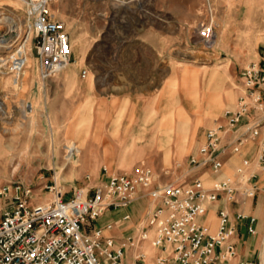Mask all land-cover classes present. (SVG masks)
<instances>
[{"label":"rangeland","instance_id":"rangeland-1","mask_svg":"<svg viewBox=\"0 0 264 264\" xmlns=\"http://www.w3.org/2000/svg\"><path fill=\"white\" fill-rule=\"evenodd\" d=\"M114 4H121L126 26L114 23L109 10ZM50 6L69 34L67 67L79 68L81 75L93 70L99 80L118 53L124 56L114 70L123 76L107 82L117 86L113 89L140 90L110 91L109 84L96 82L92 92L73 102L72 83L55 73L38 76L35 41L26 33L21 0H0V45H7L0 47V185L28 184L32 204L50 197L45 184L52 179L69 195L87 181L85 173L90 183L100 180L103 165L109 173L143 163L157 179L188 180L183 174L187 154L201 141L203 128L233 103L240 67L264 50V0H53ZM139 7L149 11L145 22L136 15ZM202 22L212 25L210 41L198 39ZM117 36L125 41L115 51ZM150 51L158 54L148 55L151 75L149 62L137 54ZM18 54L26 62L15 75L9 63ZM128 71L136 80L125 75ZM99 96L105 102L94 101ZM99 106L105 115L97 112ZM180 110L184 116L167 132L171 117L168 124L161 119ZM96 168L99 176L93 180ZM141 197L130 215L132 224L142 221L149 206Z\"/></svg>","mask_w":264,"mask_h":264},{"label":"built area","instance_id":"built-area-1","mask_svg":"<svg viewBox=\"0 0 264 264\" xmlns=\"http://www.w3.org/2000/svg\"><path fill=\"white\" fill-rule=\"evenodd\" d=\"M53 0H21L26 33L35 41L38 76L44 79L69 61L71 44L65 22L55 15ZM198 36L213 33L202 22ZM20 54L10 60L17 75L23 66ZM22 59V60H21ZM20 60V61H18ZM236 96L220 116L202 131V139L186 156L185 178L157 179L153 169L139 163L130 171L107 172L100 180H87L70 194L52 179L45 184L50 197L30 203L31 187L18 181L0 185V264H124L128 249L141 262L148 242L154 249L148 264H210L236 255L235 221L229 210L216 209L214 230L202 217L207 204L219 197L241 203L255 195L256 170H264V50L238 70ZM257 141L252 155L242 156L231 174L221 175L224 157L239 153L247 141ZM211 175L206 185L202 174ZM136 196L148 199L144 218L132 233L116 237L109 230L128 220L129 212L95 224L105 210L126 208ZM245 220L246 231L255 230V217L235 211ZM235 264H264L263 259L237 260Z\"/></svg>","mask_w":264,"mask_h":264},{"label":"crops","instance_id":"crops-1","mask_svg":"<svg viewBox=\"0 0 264 264\" xmlns=\"http://www.w3.org/2000/svg\"><path fill=\"white\" fill-rule=\"evenodd\" d=\"M120 5H118V4L111 5L109 7L110 15L113 17L114 23H120V24L125 25L128 23V18L125 14H123V12H124L123 8L119 7ZM136 15L139 17L140 20H142V22L147 21L149 19V16H150L149 11H146L144 8H141V7L138 8V13ZM115 41H116V43H115V46L113 48L116 51L123 46V42L125 41V39L122 36H117ZM136 42L147 47V44H145L142 40H138ZM148 47H149V45H148ZM132 49H133V47H131L130 50H132ZM137 54L142 55L141 60H143V58L145 60V58H146L147 62H149V66H148L149 74L150 75L153 74L151 72V67H150V64H151L150 61L152 60V58H151V56H148V55H158V54L157 53L155 54L152 51H150V52H139ZM127 55H130V54H127ZM133 55H136V53H133ZM144 55H146V57ZM121 56H124V55H118V53H116L115 55H111V58H112L111 64L108 65L107 68H105V70L103 71V74L101 75V77H99V80L101 82L96 78V75H94L96 73L93 70L92 71L87 70L84 72L83 75H81L79 68L67 67L66 65L55 73L56 78L61 80L62 82L66 81V82L72 83L71 86H74L72 98L75 99V100H73V102L76 100L81 101V99L83 98V96L85 94L92 92L94 89V86L96 87V82L99 84H104L105 86L109 84L108 90H110V91L114 90L116 92H122V91H129V90H131V91L140 90V89H134V88H132V89H129V88H127V89H125V88L113 89V87H117V86H114V85H112V83L107 82L108 77L111 80H112V77L115 79H118L117 77L122 78L123 73L120 71L118 72L117 69L114 70V67L118 64L117 59H118V57L121 59ZM122 60H124V58ZM123 65H126V64H123ZM125 75L131 76L136 80V78H135L136 73L128 71V73H125ZM150 75L146 79L147 82L151 79ZM143 82L139 83V84L134 83L133 85H136V86L143 85ZM120 84H122V83L120 82ZM120 84H117V85H120ZM66 86H67L66 83H64L62 85V87H66ZM235 91H236V89H235ZM61 98L62 99L65 98L63 94L61 95ZM150 98H149V100H150ZM104 99L108 100V98H106V97ZM102 100L103 99L100 98V96L97 98L95 97V99H94V101L99 102V103H102ZM112 100L113 99L108 100L109 101V103H108L109 107H114V101H112ZM103 102H105V100H103ZM98 110L99 111H97V112H101L103 114L105 113V111H104L105 109H103L101 106H99ZM169 113H170V111L168 112V115L164 116L161 119V122H163L164 119L169 121V117H170ZM182 116H184L183 110H180L177 115H174V113L171 114L172 127L171 128L168 127L167 132L172 131L173 124L176 123V119H178V118L180 119V118H182ZM95 117H99V116H95ZM97 121L101 122L99 120H97ZM135 122L138 123L139 121H135ZM207 126H205V127H207ZM94 138H96V137H94ZM256 148H257L256 139L250 140V141H247L245 143V145L242 147V149L240 150L239 153L230 154V155H227L226 157H224V163L222 165L220 174L221 175L231 174L233 171V167L238 163L239 159L242 156L252 155L255 152ZM92 172H93L92 179L95 180V178H97L99 176V169H97V168L93 169ZM256 174H257V176H256L257 190L255 192V195L252 198L246 199L241 203H233V202L225 201L224 199L219 197L217 200L207 204V210H206L205 214L202 217H200V218L204 219V221H206L209 224L211 230H214L215 225H216V209L218 207L224 206L229 210L231 219L233 221H235V223H236V225H235V236H234V239L236 242V255L227 261H213L210 264H235V262L237 260H240V259H242V260H257L258 258L262 259L261 254H260V251H261L260 240L264 237V170L257 169ZM202 177L204 178L205 184L208 185L209 181L211 179V175H209L208 172H204L202 174ZM139 200H143L142 197L136 196L128 204V206L126 208H116V209L105 210L101 215H99L96 218L94 223L99 224V225L103 224L106 221H110V220L118 218L122 213H124L126 211L129 212V214L131 215L133 210H134V205L137 204ZM147 201H148V199H147ZM237 209H241L243 212L251 214L255 217V222H254L255 230L253 233H249L246 231L244 219L238 220L235 218L234 215H235V211ZM210 212H211V214L209 215ZM129 219L115 224L111 228V230H113V231L109 230V232L112 233L116 237L122 236V235L127 234V233L134 232L136 229L137 223L132 224L129 222ZM211 220H212V222H210ZM145 245H146V242H144L141 247L144 249ZM146 247H147V245H146ZM146 250H147V252L144 249L146 256H145L144 260L141 262V264L150 263L152 256L154 254V250L151 249L153 251L152 253H148L147 248H146ZM131 253H132V251L130 249H128L126 252V255L123 258L124 264H140V261L138 259L133 258Z\"/></svg>","mask_w":264,"mask_h":264},{"label":"bare ground","instance_id":"bare-ground-1","mask_svg":"<svg viewBox=\"0 0 264 264\" xmlns=\"http://www.w3.org/2000/svg\"><path fill=\"white\" fill-rule=\"evenodd\" d=\"M9 14V17H12V15H11V13H8ZM6 20H7V18H6ZM124 26H126V25H124ZM212 38H213V33L211 34V37L209 38V39H207V40H202V39H200V37L198 38V39H200V40H202L203 42H205V41H210V40H212ZM4 45H6V43H3L2 45H0V47H2V46H4ZM7 46V45H6ZM22 60V59H21ZM23 65L25 66V62H26V58L24 57L23 58ZM18 61H20V60H18ZM171 117V116H170ZM169 117V118H170ZM168 119V118H167ZM171 119V118H170ZM164 122V121H163ZM169 122H170V120H169ZM168 121H167V124L169 123ZM165 123H166V121H165ZM166 124V125H167ZM48 199V198H47ZM46 199V200H47ZM212 225V224H211ZM264 239V238H263ZM152 250H154L153 249V247H150ZM145 251L147 252V250H146V245H145ZM260 254H261V257H262V259L264 258V242H263V244H262V249H261V252H260Z\"/></svg>","mask_w":264,"mask_h":264}]
</instances>
